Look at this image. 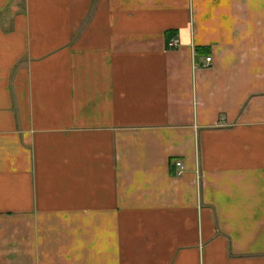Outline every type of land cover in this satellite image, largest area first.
Listing matches in <instances>:
<instances>
[{
  "label": "crops",
  "instance_id": "obj_1",
  "mask_svg": "<svg viewBox=\"0 0 264 264\" xmlns=\"http://www.w3.org/2000/svg\"><path fill=\"white\" fill-rule=\"evenodd\" d=\"M0 264H264V0H0Z\"/></svg>",
  "mask_w": 264,
  "mask_h": 264
},
{
  "label": "built area",
  "instance_id": "obj_2",
  "mask_svg": "<svg viewBox=\"0 0 264 264\" xmlns=\"http://www.w3.org/2000/svg\"><path fill=\"white\" fill-rule=\"evenodd\" d=\"M178 42H179V39L177 38V36H171L169 37L168 42L166 44H167V47L173 48V47L179 46L180 43ZM210 61H211V57H206L202 65L208 66L210 64ZM174 165L178 166L177 173H180L181 171H183L184 167L182 165L181 159H175Z\"/></svg>",
  "mask_w": 264,
  "mask_h": 264
}]
</instances>
